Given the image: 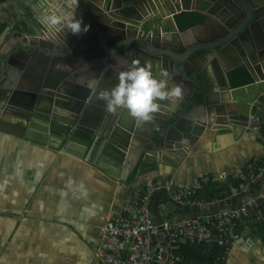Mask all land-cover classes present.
Wrapping results in <instances>:
<instances>
[{
    "label": "water",
    "instance_id": "water-1",
    "mask_svg": "<svg viewBox=\"0 0 264 264\" xmlns=\"http://www.w3.org/2000/svg\"><path fill=\"white\" fill-rule=\"evenodd\" d=\"M47 1L45 11L28 20V30L19 28V36L0 48V121L16 115L38 126V143L115 179L128 165L140 175L159 165L178 167L206 131L251 128L255 102L264 125V0H189L188 8L185 0ZM183 11L200 15L203 23L186 31L169 28L168 20ZM73 14L87 32L68 31ZM134 61L166 79L169 90H183L170 107L157 101L159 111L146 122L124 109L109 112L98 98ZM241 66L252 83L232 88L227 75ZM258 184L264 186V179ZM249 196L185 212L159 194L150 201L151 215L160 224L158 199L189 219L238 208Z\"/></svg>",
    "mask_w": 264,
    "mask_h": 264
},
{
    "label": "crops",
    "instance_id": "crops-1",
    "mask_svg": "<svg viewBox=\"0 0 264 264\" xmlns=\"http://www.w3.org/2000/svg\"><path fill=\"white\" fill-rule=\"evenodd\" d=\"M48 4L47 0H0V48L19 36V28L28 30V20ZM188 5L185 0L183 8ZM167 25L182 31L175 18ZM227 81L230 84L229 77ZM173 102V97L159 101L165 107ZM254 104L250 114L260 116L261 105ZM6 118L0 121V264H97L99 229L122 215L145 183L170 179L186 185L194 178L244 168L253 158L264 161V142L245 125L206 131L178 167L159 165L157 171L140 175L139 168L131 171L128 165L126 174L119 170L111 179L83 159L38 143L36 139L43 138L38 126L29 127L16 115ZM159 200L160 215L174 212ZM172 216L184 217L181 212ZM259 236L249 224L244 241L224 264H264V242Z\"/></svg>",
    "mask_w": 264,
    "mask_h": 264
},
{
    "label": "built area",
    "instance_id": "built-area-1",
    "mask_svg": "<svg viewBox=\"0 0 264 264\" xmlns=\"http://www.w3.org/2000/svg\"><path fill=\"white\" fill-rule=\"evenodd\" d=\"M248 123L264 142V125L260 116L250 114ZM261 179H264V161L253 158L244 168L194 178L186 185L170 179L145 183L142 189L135 191L123 214L113 217L99 229L95 251L97 264H181L178 252L182 244L201 247L204 252L217 245L222 253L212 264H224L232 249L244 238L249 224L264 226V186L258 184ZM209 187L215 189V193L210 203H206L197 198V194ZM159 194H165L173 203L185 208L226 200L235 204L236 199L248 194L251 196L238 208L218 211L206 217L198 215L176 219L172 212L159 213L160 224H156L151 215L150 201Z\"/></svg>",
    "mask_w": 264,
    "mask_h": 264
},
{
    "label": "clouds",
    "instance_id": "clouds-1",
    "mask_svg": "<svg viewBox=\"0 0 264 264\" xmlns=\"http://www.w3.org/2000/svg\"><path fill=\"white\" fill-rule=\"evenodd\" d=\"M81 25L82 20L76 19L73 14L67 28L72 34L87 32L88 25H84L83 29ZM161 76L166 77L167 72H162ZM182 92L179 85L169 90L166 79H157L150 66L140 65L138 61H134L128 71L119 74L117 85L110 90L99 92L98 98L106 102L109 112L124 109L135 120L146 122L152 120V114L159 111L160 105L157 101H163L169 97L179 98Z\"/></svg>",
    "mask_w": 264,
    "mask_h": 264
},
{
    "label": "trees",
    "instance_id": "trees-1",
    "mask_svg": "<svg viewBox=\"0 0 264 264\" xmlns=\"http://www.w3.org/2000/svg\"><path fill=\"white\" fill-rule=\"evenodd\" d=\"M175 22L180 30H186L194 25H198L203 22V18L192 12L183 11L175 16ZM230 84L234 88L242 87L251 83V76L244 67H239L232 70L229 75ZM264 134V130H263ZM215 189L209 187L197 194V198L203 199L206 203H210L214 196ZM178 212V211H175ZM175 212H172L174 214ZM185 212H189V207H186ZM255 226L259 233V237L264 242V226L260 224H252ZM220 248L217 245L209 252H204L201 247L182 244L178 255L181 257V264H212L217 255L221 254Z\"/></svg>",
    "mask_w": 264,
    "mask_h": 264
},
{
    "label": "rangeland",
    "instance_id": "rangeland-1",
    "mask_svg": "<svg viewBox=\"0 0 264 264\" xmlns=\"http://www.w3.org/2000/svg\"><path fill=\"white\" fill-rule=\"evenodd\" d=\"M163 215V213H161ZM99 233V232H98Z\"/></svg>",
    "mask_w": 264,
    "mask_h": 264
},
{
    "label": "flooded vegetation",
    "instance_id": "flooded-vegetation-1",
    "mask_svg": "<svg viewBox=\"0 0 264 264\" xmlns=\"http://www.w3.org/2000/svg\"><path fill=\"white\" fill-rule=\"evenodd\" d=\"M23 129V128H22Z\"/></svg>",
    "mask_w": 264,
    "mask_h": 264
}]
</instances>
